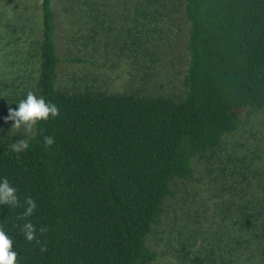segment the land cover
Returning <instances> with one entry per match:
<instances>
[{
	"label": "trees",
	"instance_id": "trees-1",
	"mask_svg": "<svg viewBox=\"0 0 264 264\" xmlns=\"http://www.w3.org/2000/svg\"><path fill=\"white\" fill-rule=\"evenodd\" d=\"M41 10L38 92L58 115L38 121L19 153L10 149L15 137L0 132V176L18 197L0 203V227L13 236L18 264H146L155 256L146 238L173 181L192 180L193 158L218 147L245 109H264V0H185L179 99L57 88L52 1L41 0ZM25 197L35 202L29 216ZM243 205L248 222L264 210ZM25 220L47 225L35 233L46 250L24 238Z\"/></svg>",
	"mask_w": 264,
	"mask_h": 264
},
{
	"label": "rangeland",
	"instance_id": "rangeland-1",
	"mask_svg": "<svg viewBox=\"0 0 264 264\" xmlns=\"http://www.w3.org/2000/svg\"><path fill=\"white\" fill-rule=\"evenodd\" d=\"M51 1L57 88L182 97L185 0ZM42 31L41 0H0V117L28 90L39 95ZM12 123L0 119L13 142L34 132ZM192 167V180L173 181L146 238L155 254L146 264H264V210L248 222L243 205L264 208V109H245Z\"/></svg>",
	"mask_w": 264,
	"mask_h": 264
},
{
	"label": "clouds",
	"instance_id": "clouds-1",
	"mask_svg": "<svg viewBox=\"0 0 264 264\" xmlns=\"http://www.w3.org/2000/svg\"><path fill=\"white\" fill-rule=\"evenodd\" d=\"M15 108H8L7 115L0 117L5 121L12 120V125L19 128L24 126L26 131H31L34 125L40 120H46L50 116L58 115V108L54 102L47 100L43 95H37L28 90L21 98L14 100ZM18 118V119H17ZM45 146L53 143L51 135H45L42 138ZM28 147V140L19 139L10 145L12 152L19 153ZM26 207L23 216H29L35 207V202L30 197H25ZM0 203L15 206L18 203L16 189L9 183L6 177L0 176ZM26 240L39 244L40 251L46 250V243H41L38 237H35L37 231L43 233L48 230L47 225L36 227L31 220H25L19 226ZM0 264H18L17 252L13 248V236L6 229L0 227Z\"/></svg>",
	"mask_w": 264,
	"mask_h": 264
}]
</instances>
